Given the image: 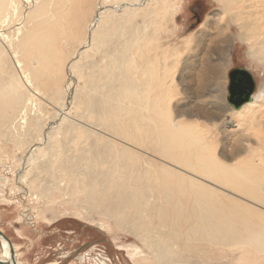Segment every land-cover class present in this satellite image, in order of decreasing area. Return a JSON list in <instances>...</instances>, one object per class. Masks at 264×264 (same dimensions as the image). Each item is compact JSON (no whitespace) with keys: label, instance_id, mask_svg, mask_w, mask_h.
Segmentation results:
<instances>
[{"label":"bare ground","instance_id":"6f19581e","mask_svg":"<svg viewBox=\"0 0 264 264\" xmlns=\"http://www.w3.org/2000/svg\"><path fill=\"white\" fill-rule=\"evenodd\" d=\"M214 1L219 13L191 42L203 51L211 37L212 49L228 60L229 42L240 39L264 69V0ZM174 2L179 0H0V135L10 132L26 146L17 174L23 198L38 199L29 184L48 198L66 180L68 203L87 220L93 211L115 219L154 264H199L193 253L214 247L264 253V155L251 148L247 157L234 158L243 152L241 139L219 158L208 133L185 122L181 109L176 117L170 110L180 67L184 89L194 91L188 113L224 116V105L202 94L208 78L219 76L216 67L202 60L201 51L182 59V47L161 50L167 40L156 41L174 36L161 26ZM168 55L172 62L158 63ZM41 99L56 109L48 120ZM259 99L253 95L232 114L260 111ZM79 106L87 114L75 115L87 124L71 116ZM262 117L256 127L263 135L255 137L264 151ZM87 126L98 132L87 147L62 143L64 131ZM30 169L32 181L25 174ZM43 171L51 188H42ZM0 241L5 258L8 245Z\"/></svg>","mask_w":264,"mask_h":264},{"label":"rangeland","instance_id":"374dc122","mask_svg":"<svg viewBox=\"0 0 264 264\" xmlns=\"http://www.w3.org/2000/svg\"><path fill=\"white\" fill-rule=\"evenodd\" d=\"M171 1L173 2L174 0H169V2ZM176 3L174 2V4ZM162 4L166 3L162 1ZM174 4H170L168 9L165 10L162 14L163 20L161 21L163 29L167 33L174 32V36L170 39L165 34V37L159 36L156 41L160 43L161 38L167 40L163 42V45H160L161 50L168 49V51H174L182 47L183 52H185L182 56V59H184L187 55L198 51L197 45L192 43L191 39L200 32L207 31L204 24L210 16L219 13V5L214 0H179L178 5ZM23 7L29 8L30 6L24 2ZM85 16L86 14L84 13ZM229 33L238 34L234 28H230ZM215 34L216 32H213L212 35ZM210 40L211 37L204 44L207 46L206 50H200L201 52L198 51V53L200 52L199 56L202 57V60L206 64L216 67L219 76L217 78H208L202 94L208 99V102L212 103L213 101L218 105V101H220L221 105H224V116L206 119L201 116H192L188 113L187 109L191 106H187L186 104L189 100H192L190 99L192 95L188 96V94H193L194 91L184 89V77L181 75L180 67L177 74L173 76V83L176 84V88L171 89L173 92L168 96L170 110L173 112V116L176 117V111L181 109L182 113L180 117H183L185 122L197 123L204 133H208V137L210 136L215 142L213 147L219 158L222 153L232 151L234 143L239 142L241 139H245V141H241L243 143V152H240L234 158L247 157L251 148L258 149L264 155V151L259 148L258 139L255 137V133L258 136L263 135V133L260 134V125L258 128L256 125L261 116H263L264 120V69L246 55L247 48L240 39L229 42L227 46L228 60L219 57L218 52L212 49ZM173 60L174 57L168 55L158 60V63L166 64L165 61L172 62ZM206 64L202 63L199 67ZM236 67H246L253 72L257 83L254 95L260 97L257 102L261 106L260 111L256 109L253 113L246 112L242 117L238 116V114H232L234 110L229 107L227 102L229 74ZM162 71H160L161 74ZM200 76L204 79L208 74L204 73ZM41 101L42 109L43 111L45 110L43 116L44 118L46 117L45 120H48L52 116V113H55L56 109L46 100L41 99ZM44 106L46 109H44ZM255 107L257 108V106ZM75 114L85 118L87 114L85 106L77 107L71 116L87 124L84 119L81 120ZM251 122L255 123V126ZM262 124L264 126V123ZM248 129H250L249 132L247 131ZM95 133L98 132L89 126L85 128L72 127V129L63 132L62 143L71 145L73 150L77 146L82 149L90 144L92 140L91 136ZM81 134H87L90 136V140L82 139ZM102 135L107 136L105 134ZM73 136L75 137L69 141ZM243 136H246V138ZM12 137L13 135L10 132L9 135H0V230L8 237L11 235L17 244L30 245L37 249V253L42 252V254L39 253V256L42 257L41 261H35L34 264H41L43 261H58L61 262L60 264H66L70 255L65 254V249L72 248H74L75 252L79 251L77 255L83 250L85 253L83 256L88 258L86 260L81 257V260H85L83 264H101L97 259L101 258V255L110 260V262L108 260L105 261L108 264L153 263L150 258L151 255L142 247L139 240L126 230L120 229L115 219L93 211L90 215L92 218L87 220L85 214L78 209L77 205L68 203L71 196L62 192V189L65 188L66 190L69 187L66 180L62 182V187L59 190L48 191V198L41 195L38 185L35 184L33 186V184H29L33 193H35V197L37 196L38 199L34 200L31 197L23 198L22 186L20 185V181H18L17 174L23 168V157L26 146L18 144ZM221 159L228 163L234 162L231 156H223ZM54 172L57 173L58 171ZM31 173H34L32 169L25 171L26 176L30 177ZM42 173L41 176L44 178L42 188H46L47 186L51 188L50 183L46 182V176L48 178L51 177L44 174L46 173L45 171ZM29 177L28 179L32 181V176ZM28 179L25 180L26 184L29 182ZM208 184L214 186V184ZM216 188L219 189V187ZM221 190L224 191V189ZM70 234L75 237V242L72 245L65 240ZM135 249L138 250L136 254L134 252ZM2 250L3 245L0 241V254H2ZM86 252L88 253L86 254ZM193 254L192 259L196 260L199 264H264V253L253 249L242 253L237 247L223 249L214 247L213 251L206 249L202 255L198 252ZM71 264L76 263L73 262ZM174 264L187 263L175 262Z\"/></svg>","mask_w":264,"mask_h":264},{"label":"water","instance_id":"95a60500","mask_svg":"<svg viewBox=\"0 0 264 264\" xmlns=\"http://www.w3.org/2000/svg\"><path fill=\"white\" fill-rule=\"evenodd\" d=\"M256 89V80L248 68H234L229 74L227 102L232 109L239 110L244 104L252 101ZM0 240L8 245V252L5 258H0V264H18L14 244L10 237L1 230Z\"/></svg>","mask_w":264,"mask_h":264},{"label":"crops","instance_id":"0c3cea01","mask_svg":"<svg viewBox=\"0 0 264 264\" xmlns=\"http://www.w3.org/2000/svg\"><path fill=\"white\" fill-rule=\"evenodd\" d=\"M16 235L18 236V234H16ZM9 236H10V239L12 240L14 247L16 249L18 264H34L35 261L36 262L38 260L41 261L42 257L39 255L42 254V252L37 253V249L33 248V246H30V245L24 246L25 244H23V245L17 244L16 241L14 239H12L11 235H9ZM65 240H66V242H69L72 245L75 242V237H73L72 234H70V236L66 237ZM78 252L79 251L75 252L74 248L65 249V254L70 255L66 261V264H71L73 262L76 264H83L85 260H81V257H83V255H85V253L82 250V252L79 255H77ZM65 257H66V255H65ZM85 259L87 260L88 258L86 257ZM60 263L61 262H58V261H56V262H49V261L45 262V261H43L41 264H60Z\"/></svg>","mask_w":264,"mask_h":264},{"label":"flooded vegetation","instance_id":"af4514ba","mask_svg":"<svg viewBox=\"0 0 264 264\" xmlns=\"http://www.w3.org/2000/svg\"><path fill=\"white\" fill-rule=\"evenodd\" d=\"M236 68H238V67H236ZM234 69V68H233ZM250 70V69H249ZM251 71V70H250ZM253 73V72H252ZM254 75V74H253ZM254 78H255V80H256V77L254 76Z\"/></svg>","mask_w":264,"mask_h":264}]
</instances>
